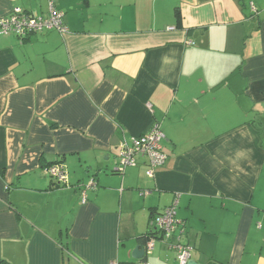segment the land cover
Masks as SVG:
<instances>
[{
  "label": "crops",
  "instance_id": "crops-1",
  "mask_svg": "<svg viewBox=\"0 0 264 264\" xmlns=\"http://www.w3.org/2000/svg\"><path fill=\"white\" fill-rule=\"evenodd\" d=\"M51 2L66 33L0 35V264H179L160 235L133 257L176 196L192 259L264 264V0H0V16ZM156 123L166 163L118 171Z\"/></svg>",
  "mask_w": 264,
  "mask_h": 264
},
{
  "label": "built area",
  "instance_id": "built-area-1",
  "mask_svg": "<svg viewBox=\"0 0 264 264\" xmlns=\"http://www.w3.org/2000/svg\"><path fill=\"white\" fill-rule=\"evenodd\" d=\"M49 12V16L46 17L16 8L9 15L0 16V35H16L24 40L30 34L38 31L58 30L66 33L68 28L63 20V11L58 10L51 2ZM164 137L160 124L156 123L148 132L133 137L130 141H123L118 148L117 170L123 171L127 166H137L140 159L145 158L147 174L154 177L156 170L162 167L168 159L163 150ZM46 169L58 184H67L66 168L62 162L53 163ZM94 186V180L84 186L82 189L83 200L86 199L87 190ZM177 205L178 196L161 213L154 215L150 224L159 232L160 237L167 240L170 247L176 251L178 263L189 264L194 247L184 240L185 228L184 223L176 217ZM156 239V237H151L146 243V248H154Z\"/></svg>",
  "mask_w": 264,
  "mask_h": 264
},
{
  "label": "water",
  "instance_id": "water-1",
  "mask_svg": "<svg viewBox=\"0 0 264 264\" xmlns=\"http://www.w3.org/2000/svg\"><path fill=\"white\" fill-rule=\"evenodd\" d=\"M143 245H137L135 249L133 250V257L134 258H142L145 254V249ZM189 264H199L196 260L190 259Z\"/></svg>",
  "mask_w": 264,
  "mask_h": 264
},
{
  "label": "trees",
  "instance_id": "trees-1",
  "mask_svg": "<svg viewBox=\"0 0 264 264\" xmlns=\"http://www.w3.org/2000/svg\"><path fill=\"white\" fill-rule=\"evenodd\" d=\"M176 14H177L178 19L180 21V12L177 11ZM158 235H159V232L156 231V230H153V231L149 232L148 235H146L144 238H142V240L143 241H148L151 237H156L157 238Z\"/></svg>",
  "mask_w": 264,
  "mask_h": 264
}]
</instances>
